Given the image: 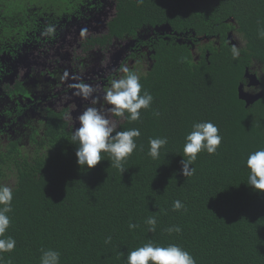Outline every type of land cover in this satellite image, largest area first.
Instances as JSON below:
<instances>
[{
  "label": "trees",
  "instance_id": "obj_1",
  "mask_svg": "<svg viewBox=\"0 0 264 264\" xmlns=\"http://www.w3.org/2000/svg\"><path fill=\"white\" fill-rule=\"evenodd\" d=\"M79 2L0 0V48L20 41L35 19L54 20ZM193 3L197 36H219L220 43L206 45L200 59L185 46L159 49L153 68L140 78L142 91L153 96L151 107L141 110L138 121L123 118L116 128L140 131L123 174L110 168L107 153L95 168H81L72 131L61 120L48 123L46 143L33 153L21 154L14 144L0 151V184L13 175L16 181L5 233L16 247L0 254L2 264H40L47 249L60 253V264H126L129 251L150 241L177 244L196 264H264V193L246 184L247 157L264 148V96L249 107L238 96L247 68L258 74L257 89L264 92V0ZM130 9L137 16L144 7ZM153 10H145L147 18ZM119 11L117 29L140 20L127 17L123 2ZM231 31L241 36L240 48L227 40ZM205 121L218 127L221 145L215 154L199 153L195 174L184 177L185 137ZM157 137L168 143L153 159L149 140ZM175 200L184 208L173 211ZM149 216L157 219L155 232L145 223ZM129 223L138 227L129 229ZM174 226L181 232L165 231Z\"/></svg>",
  "mask_w": 264,
  "mask_h": 264
},
{
  "label": "flooded vegetation",
  "instance_id": "obj_2",
  "mask_svg": "<svg viewBox=\"0 0 264 264\" xmlns=\"http://www.w3.org/2000/svg\"><path fill=\"white\" fill-rule=\"evenodd\" d=\"M121 2L127 17L136 16L132 4L144 10L136 16L140 20L117 29ZM166 7L173 8L167 13ZM193 8V0H80L54 20L40 17L27 24L20 41L0 48V151L14 144L21 154L33 153L46 143L48 123L61 120L73 132L79 127L76 117L89 106L102 107L117 128L123 118L112 116L102 97L110 81L123 75L117 71L121 65L141 78L164 46L188 47L200 59L206 45H219V36H197ZM145 10H153L151 19ZM229 34L240 48L239 34ZM77 83L92 86V96L76 95L71 85Z\"/></svg>",
  "mask_w": 264,
  "mask_h": 264
},
{
  "label": "clouds",
  "instance_id": "obj_3",
  "mask_svg": "<svg viewBox=\"0 0 264 264\" xmlns=\"http://www.w3.org/2000/svg\"><path fill=\"white\" fill-rule=\"evenodd\" d=\"M53 31L48 28L47 32ZM233 58L239 53L235 47L232 48ZM123 75L110 81L102 97L104 103L110 106L107 111L114 117L127 118L130 121H138L141 110L151 107L153 96L148 91H142L140 77L131 71L126 65H121L117 70ZM77 89L75 93L88 99L92 96L94 89L87 83L71 85ZM95 104L96 101H93ZM158 115V113H154ZM76 120L79 127L71 133L72 143L77 145V164L81 168L93 169L103 159L102 154L109 155L111 167L122 172L125 160L137 149L135 138L140 136L139 129L117 131L116 125L104 114L102 107H86ZM223 137L219 134L218 127L210 121L197 122L193 130L186 135L183 146V159L181 161L182 175L189 177L195 174L192 167L197 156L202 151L208 154L217 153ZM166 137L151 138L149 140L148 155L158 159L160 150L166 146ZM142 150V147H141ZM246 166L249 169L247 185L257 192L264 193V148L248 155ZM13 190L7 185L0 184V254L12 252L16 247V241L11 236H5L10 227L9 212L12 211ZM184 208L180 200L173 201L172 210L179 211ZM145 223L149 231H156L157 219L149 216ZM129 229H135L138 225L129 223ZM166 232L180 233L179 226L169 227ZM108 237L106 242H110ZM3 257L0 255V264ZM40 264H60V253L53 249L42 250ZM126 264H196L194 257L177 244L167 246L156 245L153 242L145 243L127 254Z\"/></svg>",
  "mask_w": 264,
  "mask_h": 264
},
{
  "label": "water",
  "instance_id": "obj_4",
  "mask_svg": "<svg viewBox=\"0 0 264 264\" xmlns=\"http://www.w3.org/2000/svg\"><path fill=\"white\" fill-rule=\"evenodd\" d=\"M232 34H229L228 40L230 41V44L235 45V42L232 40ZM246 83L245 84H240L238 88V96L239 99L244 101L246 104V107L252 106L254 103L259 101L261 98L264 96L263 90H260L256 93L250 92L247 89L250 88H259L261 87V80L259 76L251 72L250 69H246L245 71V76H244Z\"/></svg>",
  "mask_w": 264,
  "mask_h": 264
},
{
  "label": "rangeland",
  "instance_id": "obj_5",
  "mask_svg": "<svg viewBox=\"0 0 264 264\" xmlns=\"http://www.w3.org/2000/svg\"><path fill=\"white\" fill-rule=\"evenodd\" d=\"M238 38L241 40V45H243L244 42H242V38H241L240 35H238ZM114 124L116 125V123H114ZM7 174H9V172H7ZM15 184H16V181H15V176L14 175H13V177H10L9 180H6V185L11 187V188H14Z\"/></svg>",
  "mask_w": 264,
  "mask_h": 264
}]
</instances>
